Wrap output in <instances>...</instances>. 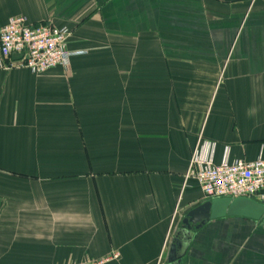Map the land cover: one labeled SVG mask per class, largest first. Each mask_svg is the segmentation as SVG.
I'll return each mask as SVG.
<instances>
[{
	"label": "crops",
	"instance_id": "1",
	"mask_svg": "<svg viewBox=\"0 0 264 264\" xmlns=\"http://www.w3.org/2000/svg\"><path fill=\"white\" fill-rule=\"evenodd\" d=\"M22 16L84 54L35 74L0 51V264H176L209 201L196 148L264 157V0H0V30ZM191 236L179 264H264V220Z\"/></svg>",
	"mask_w": 264,
	"mask_h": 264
},
{
	"label": "built area",
	"instance_id": "2",
	"mask_svg": "<svg viewBox=\"0 0 264 264\" xmlns=\"http://www.w3.org/2000/svg\"><path fill=\"white\" fill-rule=\"evenodd\" d=\"M71 30L52 23L31 25L25 17H13L0 30V51L5 60L20 55V67L35 74H44L56 68H67L71 58L84 52L69 49ZM14 66H6L9 71ZM214 148L208 145L195 150L186 174V181L194 179L207 199L249 198L264 203V157L254 161H225L214 164ZM120 258V253L101 260L80 264H109Z\"/></svg>",
	"mask_w": 264,
	"mask_h": 264
},
{
	"label": "water",
	"instance_id": "3",
	"mask_svg": "<svg viewBox=\"0 0 264 264\" xmlns=\"http://www.w3.org/2000/svg\"><path fill=\"white\" fill-rule=\"evenodd\" d=\"M232 217H240L252 221L264 220V203L249 198L211 199L189 211L179 227V234H184L185 239L189 240L192 237L191 234L202 228L205 223ZM181 248L182 243L175 239L169 250L170 263H180L178 252Z\"/></svg>",
	"mask_w": 264,
	"mask_h": 264
},
{
	"label": "flooded vegetation",
	"instance_id": "4",
	"mask_svg": "<svg viewBox=\"0 0 264 264\" xmlns=\"http://www.w3.org/2000/svg\"><path fill=\"white\" fill-rule=\"evenodd\" d=\"M177 238H176V240H178L180 243H182V246H183V242L186 240L184 237V234H178Z\"/></svg>",
	"mask_w": 264,
	"mask_h": 264
}]
</instances>
